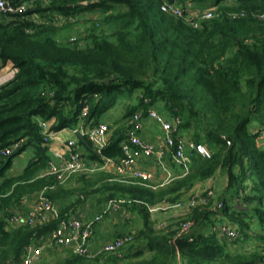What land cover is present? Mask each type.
I'll return each instance as SVG.
<instances>
[{"label":"trees","instance_id":"trees-1","mask_svg":"<svg viewBox=\"0 0 264 264\" xmlns=\"http://www.w3.org/2000/svg\"><path fill=\"white\" fill-rule=\"evenodd\" d=\"M162 1L34 0L25 12H0V68L9 61L17 68L0 85V149L24 139L12 155L0 157V264H21L26 247L83 200L99 209L112 199L126 200L120 212L127 223L143 221L130 231L134 239L122 256L109 254L103 263L67 251L52 264H264V0H189L216 8L217 15L198 26L162 11ZM35 13L42 19H32ZM84 13H95L88 34L61 39ZM58 14L76 19L59 24ZM121 103L124 112L109 123L107 145L100 154L89 147L93 160L122 157L128 119L151 107L170 119L180 116L179 134L205 144L212 156L194 151L185 172L171 150L165 159L172 174L158 183L123 181L99 170L72 186L43 174L51 155L41 119L51 120L55 131L94 125ZM28 147L35 151L28 165L9 174ZM219 170L228 178L223 207L200 205L168 229L155 228L150 205L183 198ZM43 190L59 204L61 217L10 227L7 218L22 197ZM218 219L236 235L215 231ZM187 220L194 223L192 240L178 231ZM250 239L254 248H247Z\"/></svg>","mask_w":264,"mask_h":264},{"label":"built area","instance_id":"built-area-1","mask_svg":"<svg viewBox=\"0 0 264 264\" xmlns=\"http://www.w3.org/2000/svg\"><path fill=\"white\" fill-rule=\"evenodd\" d=\"M31 2H23L14 4L9 0H0V12L19 13L27 11L33 4ZM162 11L174 15L176 17H185L195 26H198L199 20L210 19L217 15L215 8L209 7L200 10L188 8L178 0H163L161 3ZM236 16V15H235ZM32 19H42L40 14L35 13ZM72 16L63 14L56 15L55 20L61 24L68 20H75ZM77 37L72 36L71 41H76ZM17 68L13 65L7 75H0V85L11 79L16 73ZM88 114V107L84 106L82 115ZM155 121L159 124L162 131L161 140L158 143L152 142L144 138L141 134L148 121ZM181 117L176 116L172 119L166 117L156 108L148 109L146 115L142 111L135 112L127 122V138L122 143L123 156L118 160L105 158L104 162L97 160L88 161L77 142L74 139L67 141V149L63 153L57 154L55 158H51L48 168L44 172L45 175H54L61 183H65L73 174H91L95 171L107 168L109 165L114 167L116 173L120 175L123 181H153L154 172L149 168L139 165L142 158H154L163 167L167 168L165 157L172 150L174 160L185 167L188 171L189 162L194 151L202 154L204 157H211L212 151L205 144L196 143L179 134V126ZM44 135V143L48 145L56 135V131L51 128V120L39 121ZM75 132L82 133L93 144V147L101 153L102 149L107 145L111 136L112 129L107 122H100L94 125H85L80 122L75 128ZM261 137L264 138V128L261 131ZM24 143L21 138L15 143L0 149V157H8L19 149ZM169 176L170 173H169ZM156 187L155 185L153 186ZM216 189L214 185L209 186L201 193H191L187 197H183L175 202H165L150 205L151 214H155L160 210L176 209L178 216L184 217L192 213L200 205L207 206L209 209H220L224 205V200L219 198L216 200ZM125 199H112L104 203L97 211L90 214L92 208L90 201L83 200L75 209H72L67 217L61 219L58 226L47 235H42L38 241L30 243L22 256L21 264H42L43 253L47 247H58L62 251L71 252L76 255L86 256L89 258L99 257V261L103 262L106 255L115 254L122 256L124 249L134 239L131 232H126L100 245L99 248H92L93 237L96 227L107 215L120 212L123 209ZM61 217L60 206L52 200L45 190L26 194L21 199V205L13 208L7 218L8 225L12 228L19 226H42L52 220H58ZM172 224L159 220L157 229H168ZM192 220H187L178 228L179 233L190 235L193 239ZM215 231L222 234L235 236L237 231L226 223L215 225Z\"/></svg>","mask_w":264,"mask_h":264},{"label":"crops","instance_id":"crops-1","mask_svg":"<svg viewBox=\"0 0 264 264\" xmlns=\"http://www.w3.org/2000/svg\"><path fill=\"white\" fill-rule=\"evenodd\" d=\"M232 1L233 0H229V2H232ZM181 2L185 6H187L188 8H192L193 10H200V8L197 5L189 2V0H185V1H181ZM13 65H14L13 62L9 61L7 64L2 66L0 68V75H3V76L7 75V73H9L8 71L12 70ZM113 119H115V117H114L113 113L111 112L108 115L106 114V115L102 116L101 122H107L109 124L113 121ZM114 129H115V127H114ZM141 134L144 138H146L152 142H155V143H158L161 140L160 138L162 137V131L160 129L159 124L156 123L155 121H152V120L148 121L145 124V127L142 130ZM70 139H74L77 142L79 149L81 150L84 157L88 161L93 160L91 153L89 151V147H90V149H93L95 151L97 149H95L91 144H90L91 146H89L86 144V142L82 143L81 142L82 139L80 138L79 134L77 132H75L74 128H69V127L61 129L59 131H56L55 138L51 142L48 143L51 158H55L57 156V154L65 152L67 149V146H66L67 141ZM82 141H84V140H82ZM32 150H33V153H32L31 158L33 157V155L35 153L34 149H32ZM172 155H173V153H172ZM166 163H167V161H166ZM139 165L152 170L154 172V175H155L153 178V181L157 182V183L161 182V181H167L170 178L169 173H170V175L172 174V168L169 167L168 164H167V168L163 167L158 162H156V160L154 158H142L139 161ZM160 168H161V170H160ZM102 170L112 172L115 174V176H117L119 179H121L120 175H118L116 173L114 167H112L110 165L107 168L102 169ZM13 171H11V169H10L9 174L18 175L21 172H23V170L21 172L15 171L16 173H14ZM221 173H223V176L226 177L225 178L226 182L223 185V187L225 189L227 186V181H228L227 174H226V172L219 170L212 177H210L206 180H203V181H198L194 185V187L191 188L187 192V194H185L184 197H187L191 193H201V192L205 191L211 185H214L215 188H218L219 185H221V181H220V174ZM43 174H44V172H43ZM81 175H82L81 173L73 174L65 182V184L72 185V186L80 184V181L78 179ZM162 177H163V179H162ZM162 203H165V202H162ZM96 211H97V207L92 206L89 213L93 214ZM157 213L158 214L155 213L156 215H154V216L152 215V219L154 220L155 228H157V222L159 220H164V221L173 225L175 223V221H177V219L179 218L178 211L176 209H170L169 208V209H165V210H160ZM129 224H133V223H127L123 217V213H121V212H115V213H111L110 215H107L101 222H99L97 224L96 232H95V235L93 237L92 248H99L102 243H104L108 240H111V239L119 236L120 234L130 232V231L135 232L136 228L132 227L133 225L130 226ZM52 253L53 254H59V255L60 254H66L67 255V252L62 251L58 247H55V248L54 247H47L43 253L42 264L45 263L47 260H49L50 256L53 255ZM91 259H95V258H91ZM103 263H104V261H103ZM122 263H123V261H122Z\"/></svg>","mask_w":264,"mask_h":264},{"label":"rangeland","instance_id":"rangeland-1","mask_svg":"<svg viewBox=\"0 0 264 264\" xmlns=\"http://www.w3.org/2000/svg\"><path fill=\"white\" fill-rule=\"evenodd\" d=\"M209 8V7H208ZM212 8H215L214 6L212 7ZM216 9V8H215ZM95 14V13H94ZM93 13L92 14H90V13H84L83 15H81L82 17H81V19H80V21H79V23H75V25L74 26H71V27H69V28H67V29H63L64 31L63 32H61V34H59V37L64 33L66 36H61V39H65V38H69L70 37V40H71V37L72 36H76L77 37V39L79 38V37H83V36H85L86 34H88L87 33V29L89 28V27H91L92 26V22H91V19H89L90 17H92V16H95ZM87 19V20H86ZM85 42V41H84ZM126 102H128V101H126ZM124 104L125 103H121V104H119L118 106H116L113 110H112V113H113V115H114V117H118V118H120V117H122V114H123V112H124V108H125V106H124ZM113 121H114V119H113ZM33 147H28L26 150H24L23 152H22V154H19V155H17L15 158H14V164H13V167L11 168V171H13L14 173H16L15 171H22V170H24V168L28 165V163H29V160H30V158H31V156H32V153H33ZM160 170H161V168H160ZM161 177V176H160ZM167 177V176H166ZM226 177L225 176H223V173H221L220 174V181H221V185H219V187L218 188H215L216 189V194H217V196H216V200H218L219 198H221V196H222V193H223V191H224V187H223V185L225 184V182H226V179H225ZM161 179V178H160ZM162 179H163V177H162ZM166 179V178H165ZM160 181V180H159ZM219 181V182H220ZM224 181V182H223ZM215 187V186H214ZM243 206H245V205H243ZM156 214H158V213H156ZM156 214H153V216L154 215H156ZM222 222H223V220L221 219H218V221L215 223L216 225H220V224H222ZM131 223H133V224H129L130 226L131 225H133L132 227H134V228H139V227H141L142 226V224H143V221L142 220H135V218H133V219H131ZM216 233H218V232H216ZM254 242H255V240H253V239H250L249 240V242H247V248H254L253 247V244H254ZM130 244V243H129ZM54 253V252H53ZM52 253V254H53ZM66 254H53V255H51L50 256V258H49V260H47L45 263H47V264H52V263H54L58 258H60V257H63V256H65ZM144 255L145 256H149L150 255V252H148V251H145V253H144ZM122 263V262H121Z\"/></svg>","mask_w":264,"mask_h":264},{"label":"water","instance_id":"water-1","mask_svg":"<svg viewBox=\"0 0 264 264\" xmlns=\"http://www.w3.org/2000/svg\"><path fill=\"white\" fill-rule=\"evenodd\" d=\"M78 134H79L80 138L82 140H84V142H86L87 145L91 146L90 143H89V141L87 139H85V136L82 133H78ZM96 152L99 154V151L98 150H96Z\"/></svg>","mask_w":264,"mask_h":264},{"label":"clouds","instance_id":"clouds-1","mask_svg":"<svg viewBox=\"0 0 264 264\" xmlns=\"http://www.w3.org/2000/svg\"><path fill=\"white\" fill-rule=\"evenodd\" d=\"M182 3V2H181ZM205 9V8H204Z\"/></svg>","mask_w":264,"mask_h":264}]
</instances>
